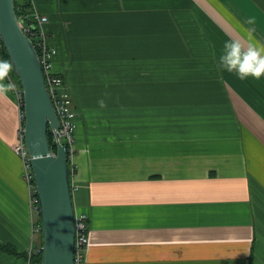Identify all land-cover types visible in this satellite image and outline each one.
I'll list each match as a JSON object with an SVG mask.
<instances>
[{
	"label": "crops",
	"instance_id": "1",
	"mask_svg": "<svg viewBox=\"0 0 264 264\" xmlns=\"http://www.w3.org/2000/svg\"><path fill=\"white\" fill-rule=\"evenodd\" d=\"M71 96L73 204L84 264H264V76L218 67L264 43V0H32ZM7 81V79H6ZM21 123L0 96V264L42 245Z\"/></svg>",
	"mask_w": 264,
	"mask_h": 264
},
{
	"label": "water",
	"instance_id": "2",
	"mask_svg": "<svg viewBox=\"0 0 264 264\" xmlns=\"http://www.w3.org/2000/svg\"><path fill=\"white\" fill-rule=\"evenodd\" d=\"M0 41L14 65L23 93L24 141L39 206L42 239L40 264H75L74 204L69 147L52 151L48 131L60 127L39 55L15 12L14 0H0Z\"/></svg>",
	"mask_w": 264,
	"mask_h": 264
},
{
	"label": "built area",
	"instance_id": "3",
	"mask_svg": "<svg viewBox=\"0 0 264 264\" xmlns=\"http://www.w3.org/2000/svg\"><path fill=\"white\" fill-rule=\"evenodd\" d=\"M29 1L30 4H32V0ZM46 19L47 17L45 15L36 16L35 22L42 23L46 21ZM21 26L24 32L27 35H29V37L33 40L36 46L42 71L46 81V85L59 118L60 127L57 129H53L51 131L52 142L55 146L59 142L66 143L69 146V153H70L73 142V131L76 126L75 111L73 109L70 93L66 89H64L61 78L58 75H56L52 70V58L55 53V49L50 48L48 46L46 42V36L42 28L36 27L35 30H33L30 26L23 25L22 23ZM0 46H2L1 42H0ZM6 79H11L10 73H9V77ZM12 93L18 103L19 115L21 118V123L19 124L17 129L16 141L13 144L12 149L14 153L18 155L19 158L21 159L22 175L28 186L30 204L32 210L37 216V214H39V206H38V198L36 195L32 168H31V156L24 141L23 93L21 87L17 86L16 90L12 91ZM62 139H64L65 141L63 142ZM52 151L54 150L52 149ZM76 188L77 187L75 185H72V181H71L72 193ZM74 225H75L74 262L75 264H84V252H85V247L87 245L86 215L84 213L76 212L74 216ZM38 229L40 230V224H38L36 230ZM40 250L41 247L39 246L31 247L29 250V255H32L33 253L38 252Z\"/></svg>",
	"mask_w": 264,
	"mask_h": 264
},
{
	"label": "clouds",
	"instance_id": "4",
	"mask_svg": "<svg viewBox=\"0 0 264 264\" xmlns=\"http://www.w3.org/2000/svg\"><path fill=\"white\" fill-rule=\"evenodd\" d=\"M218 67L222 71L233 73L240 80L249 77L259 80L264 76V43L247 39H228L218 56ZM14 69L10 59L0 58V96L15 91L17 85L9 77Z\"/></svg>",
	"mask_w": 264,
	"mask_h": 264
},
{
	"label": "trees",
	"instance_id": "5",
	"mask_svg": "<svg viewBox=\"0 0 264 264\" xmlns=\"http://www.w3.org/2000/svg\"><path fill=\"white\" fill-rule=\"evenodd\" d=\"M15 4V12L17 14L18 19L21 21L23 25H28L30 26L33 30H35L36 23L31 17L30 13V1L29 0H14ZM0 57L3 59H9L4 47L0 46ZM14 73V70L12 71ZM15 75V73H14ZM48 137H49V142L54 151H56V146L52 142V135L51 132L48 131ZM69 147V146H68ZM69 168H70V173L73 171V166L71 165V162L69 160ZM38 219H39V214H37ZM40 222V221H39ZM41 247V243L40 246ZM31 261L35 262L36 264H40L41 262V250L38 252L33 253L31 256Z\"/></svg>",
	"mask_w": 264,
	"mask_h": 264
},
{
	"label": "rangeland",
	"instance_id": "6",
	"mask_svg": "<svg viewBox=\"0 0 264 264\" xmlns=\"http://www.w3.org/2000/svg\"><path fill=\"white\" fill-rule=\"evenodd\" d=\"M10 77L13 80V82L18 86L21 87L20 82L18 81V78L16 77V75H14L13 72H10ZM62 141L64 142L65 140L62 139Z\"/></svg>",
	"mask_w": 264,
	"mask_h": 264
},
{
	"label": "bare ground",
	"instance_id": "7",
	"mask_svg": "<svg viewBox=\"0 0 264 264\" xmlns=\"http://www.w3.org/2000/svg\"><path fill=\"white\" fill-rule=\"evenodd\" d=\"M1 42V41H0ZM2 44V43H1ZM2 47H3V45H2ZM48 139H49V137H48ZM50 141V140H49Z\"/></svg>",
	"mask_w": 264,
	"mask_h": 264
}]
</instances>
